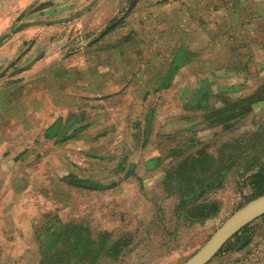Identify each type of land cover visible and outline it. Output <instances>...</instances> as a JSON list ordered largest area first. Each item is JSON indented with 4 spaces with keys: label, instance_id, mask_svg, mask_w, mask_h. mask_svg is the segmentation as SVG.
Returning a JSON list of instances; mask_svg holds the SVG:
<instances>
[{
    "label": "rangeland",
    "instance_id": "1",
    "mask_svg": "<svg viewBox=\"0 0 264 264\" xmlns=\"http://www.w3.org/2000/svg\"><path fill=\"white\" fill-rule=\"evenodd\" d=\"M94 1L0 0V13L27 5L22 21L63 18L0 69V264H182L264 165V98L247 102L264 96V0H139L114 30L109 13L101 26L78 13ZM20 19L0 23V43ZM62 222L87 224L92 263L65 251ZM244 226L243 246L233 235L205 264H264V214Z\"/></svg>",
    "mask_w": 264,
    "mask_h": 264
},
{
    "label": "crops",
    "instance_id": "2",
    "mask_svg": "<svg viewBox=\"0 0 264 264\" xmlns=\"http://www.w3.org/2000/svg\"><path fill=\"white\" fill-rule=\"evenodd\" d=\"M132 1V2H131ZM129 2V3H127ZM138 2H140L139 0H95L90 7L88 8H82L78 11V13H85L89 10L93 11V15H92V21L93 23H95L96 21L99 26H101L99 23H103L105 24L108 21V17L111 16V19L116 18L119 19L120 21H117L114 23L113 22V26L111 27L112 30H114L116 27L122 25V21H123V17H115L116 14L119 11H123V9L125 11V13H127L128 11H131L130 9L136 5ZM126 4V5H125ZM125 6V7H124ZM28 6L25 5V7H23L22 9H19L17 12L14 11L12 12V10H10L9 12L6 11H1L0 13V23L1 25L5 24V25H9L15 23V20H18V18L20 19L22 17V12L26 11V8ZM43 8V6L40 7H36L37 9ZM213 9H217V7H213ZM43 10V9H41ZM65 11V10H64ZM107 13H109L110 16H107ZM112 14V15H111ZM13 17V20L9 19V16ZM260 16V15H259ZM66 18V17H65ZM61 20H63V18H55L53 20H42L40 21V23L44 24L47 23L49 21H56V22H60ZM68 20V19H66ZM37 21L31 20V21H22L20 19V22L17 24V27H19V29H15L13 30V32L10 33V35L2 42L0 43V69L2 66H4L7 62H9L13 56L15 55V53L17 54V52L20 49V46L23 45L24 41L29 38V36L32 34V32H34V28H37V33L39 35H42V27L41 25H37L36 24ZM120 23V24H119ZM102 24V26H103ZM37 25V26H35ZM111 30V31H112ZM106 30L104 31V33L102 32V34L100 35L101 40L106 41V39H102V37L104 38V36H102L103 34H105ZM110 32V31H109ZM29 35V36H28ZM129 35H131L130 32L127 33V36H120L119 38L113 40V43L120 45L123 42H126V39L128 40L129 43H134L131 41L132 37H130ZM23 36V37H22ZM28 36V37H27ZM19 37H22L23 39H19ZM106 38V37H105ZM39 39L36 40V42H38ZM89 52V51H88ZM118 54V53H117ZM120 56V53L118 54ZM188 52L185 50H179L176 54L173 55V58L171 60V62L169 63V71H170V76L176 73V71L178 69H180L182 66L185 65V63L189 60L188 59ZM52 57H46L47 60H52ZM89 56L88 54H84L83 55V62H85L86 64H84V69H86V71L90 70L93 66L92 69L95 68V66H97V68H99V75L102 73L104 74L101 70L102 68V64L104 63V59L99 61H96V64L93 65L92 61V57L90 56V60L88 61ZM84 71V70H83ZM91 73V71H90ZM89 73V74H90ZM172 75V76H173ZM109 89L108 87H105L101 84L97 85L96 87V92H97V98L101 99V98H108L111 97L110 95H112L113 92L108 91L106 93V90ZM201 89V88H200ZM195 103V102H194ZM111 105V104H109ZM202 105V104H199ZM4 143V142H3ZM6 146H8L6 144ZM42 250V249H41Z\"/></svg>",
    "mask_w": 264,
    "mask_h": 264
},
{
    "label": "water",
    "instance_id": "3",
    "mask_svg": "<svg viewBox=\"0 0 264 264\" xmlns=\"http://www.w3.org/2000/svg\"><path fill=\"white\" fill-rule=\"evenodd\" d=\"M264 214V193L249 199L229 215L182 264H205L244 225Z\"/></svg>",
    "mask_w": 264,
    "mask_h": 264
},
{
    "label": "trees",
    "instance_id": "4",
    "mask_svg": "<svg viewBox=\"0 0 264 264\" xmlns=\"http://www.w3.org/2000/svg\"><path fill=\"white\" fill-rule=\"evenodd\" d=\"M249 98L252 99L251 102H253L259 99H263L264 96L263 97L258 96L257 92H254L248 96L247 102L248 100H250ZM244 100L245 99H241V101H244ZM228 104L226 105V108L233 106V104H230L229 106ZM249 179H250V185L252 187L251 198L264 193V165H262L261 167H259V169L252 172L249 175ZM79 183L89 188L90 187L91 188H101L102 187L101 185H98V184H95V183H92L86 180L79 181ZM87 227H88L87 224L82 223V222H62L61 225L59 224L60 232L63 233L62 235L63 245L67 246L65 248V251L83 250L82 252H90V253L94 252V254L92 255V259L90 260L92 263L101 250H100V247H96V249H94L93 247L94 240L89 237V231L87 232ZM117 245L118 243L115 242L111 248H115ZM55 248L56 247H53L50 249L49 248L42 249L41 250L42 255H47L49 251L51 252ZM41 264H48V263H44L42 261Z\"/></svg>",
    "mask_w": 264,
    "mask_h": 264
},
{
    "label": "flooded vegetation",
    "instance_id": "5",
    "mask_svg": "<svg viewBox=\"0 0 264 264\" xmlns=\"http://www.w3.org/2000/svg\"><path fill=\"white\" fill-rule=\"evenodd\" d=\"M245 230V226H243L240 230H238L234 235H235V237L237 238V242H238V244L240 245V246H243V244L245 243V237L247 236L246 234H238V232H240V231H244ZM241 236V237H240ZM244 241V242H243ZM241 243H243V244H241Z\"/></svg>",
    "mask_w": 264,
    "mask_h": 264
},
{
    "label": "bare ground",
    "instance_id": "6",
    "mask_svg": "<svg viewBox=\"0 0 264 264\" xmlns=\"http://www.w3.org/2000/svg\"><path fill=\"white\" fill-rule=\"evenodd\" d=\"M254 197H256V196H254Z\"/></svg>",
    "mask_w": 264,
    "mask_h": 264
}]
</instances>
